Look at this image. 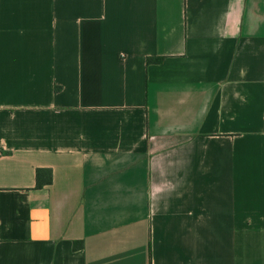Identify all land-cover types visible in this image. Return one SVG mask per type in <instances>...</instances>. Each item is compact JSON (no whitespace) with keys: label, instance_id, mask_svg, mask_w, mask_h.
I'll use <instances>...</instances> for the list:
<instances>
[{"label":"crops","instance_id":"crops-1","mask_svg":"<svg viewBox=\"0 0 264 264\" xmlns=\"http://www.w3.org/2000/svg\"><path fill=\"white\" fill-rule=\"evenodd\" d=\"M0 264H264V0H0Z\"/></svg>","mask_w":264,"mask_h":264},{"label":"trees","instance_id":"trees-1","mask_svg":"<svg viewBox=\"0 0 264 264\" xmlns=\"http://www.w3.org/2000/svg\"><path fill=\"white\" fill-rule=\"evenodd\" d=\"M163 59L162 58H148L147 62L151 63H160Z\"/></svg>","mask_w":264,"mask_h":264}]
</instances>
